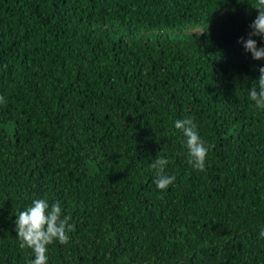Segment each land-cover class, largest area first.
<instances>
[{
    "label": "trees",
    "instance_id": "16d2710c",
    "mask_svg": "<svg viewBox=\"0 0 264 264\" xmlns=\"http://www.w3.org/2000/svg\"><path fill=\"white\" fill-rule=\"evenodd\" d=\"M256 6L0 0V264L35 258L16 232L35 199L75 225L48 264H264V110L248 94L264 60L240 43ZM178 119L210 147L204 171Z\"/></svg>",
    "mask_w": 264,
    "mask_h": 264
},
{
    "label": "clouds",
    "instance_id": "9594fccd",
    "mask_svg": "<svg viewBox=\"0 0 264 264\" xmlns=\"http://www.w3.org/2000/svg\"><path fill=\"white\" fill-rule=\"evenodd\" d=\"M258 15L252 22L248 38L241 39L245 51L250 53L256 61L264 60V47L258 46L255 38H264V0H257L254 7ZM259 78L248 90L249 98L258 109L264 110V66L258 68ZM6 104V98L0 96V105ZM175 128L186 138L187 163L198 171H204L210 147L201 138L196 123L192 119L175 121ZM169 160L158 156L150 164L154 171L156 187L165 191L174 185L176 177L166 173ZM16 232L21 249H31L34 259L29 264H48V246L59 242L61 245L69 243V233L75 228L71 224V216L63 215L59 202L51 207L46 199H35L25 211L16 215ZM260 235L264 237V231Z\"/></svg>",
    "mask_w": 264,
    "mask_h": 264
}]
</instances>
